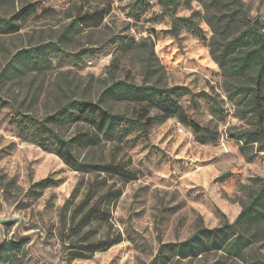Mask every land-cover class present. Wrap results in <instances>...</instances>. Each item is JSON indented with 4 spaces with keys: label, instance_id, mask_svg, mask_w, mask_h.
Segmentation results:
<instances>
[{
    "label": "rangeland",
    "instance_id": "374dc122",
    "mask_svg": "<svg viewBox=\"0 0 264 264\" xmlns=\"http://www.w3.org/2000/svg\"><path fill=\"white\" fill-rule=\"evenodd\" d=\"M241 1L249 18L257 19L264 30V0ZM133 2L0 0L3 19L29 3L35 7L27 20L13 21L19 26L17 33L0 34V69L18 49L58 42L66 26L78 22L79 16L92 15L93 21L86 20L81 30L61 41L64 52L52 56L51 68L37 77L36 83L44 82L34 105L40 116L55 105L56 83L66 87L69 80L73 84V93L60 92L62 100L82 91L95 99L112 80L126 78L137 84L185 88L177 94L178 102L196 122L217 131L218 139L200 144L176 118L154 124L147 133L123 121L119 128L128 129L120 139V149L107 143L103 149L82 155L129 162L139 178L123 185L110 180L109 184L115 182L113 190L121 186L122 195L109 206L108 221H97L66 236L69 216L85 193L84 185L72 197L73 190L89 176L71 170L52 148L38 146L20 134L11 109L0 108V233L2 245L14 246L9 250L10 260L0 264H151L161 243L180 245L178 253L165 250L167 264H253L258 259L264 263V221L248 230L253 242L241 256L231 257L217 249L235 234L232 224L241 202L247 201L251 188L258 187L257 178H264V152L247 162L229 138L234 129L248 125L237 117L223 89L221 70L209 54L212 31L204 21L201 4L182 0L175 9L165 11L153 0L135 9ZM180 18H191L205 39ZM174 19L179 24L175 35L167 32ZM92 22L98 25L91 26ZM126 41L148 42L153 52L151 65L147 67L144 46L121 49ZM98 47L94 55L74 56ZM114 62L116 68L111 69ZM32 79L23 77L11 87L18 103L29 101L26 90ZM111 107L123 112L131 105L121 102ZM72 131L65 127L63 134L67 137ZM48 175L57 184L33 196L32 183ZM67 200L64 227L60 213ZM107 237L121 241L89 258L71 259L72 252L89 254L87 244Z\"/></svg>",
    "mask_w": 264,
    "mask_h": 264
},
{
    "label": "trees",
    "instance_id": "16d2710c",
    "mask_svg": "<svg viewBox=\"0 0 264 264\" xmlns=\"http://www.w3.org/2000/svg\"><path fill=\"white\" fill-rule=\"evenodd\" d=\"M151 0H134L132 8L143 7ZM165 11L175 9L182 0H153ZM204 10V21L212 31L208 41L211 58L219 66L222 74V85L227 98L236 107L238 118L245 120L248 127L234 129L229 138L235 142L244 159L249 162L260 152H264V30L257 19H251L241 0H196ZM35 12L33 4L22 7L9 19L0 18V34L11 35L19 31V26L13 21L27 20ZM78 22H72L64 28L58 42H46L20 48L9 56L0 69V108L11 109V119L17 131L26 138L43 148H52L63 162L73 171L86 174L89 180L82 179L73 190V194L84 185L85 193L78 202L70 216L66 218L65 210L69 204L67 200L60 213V221L66 228V236L81 232L87 226L97 221H108L110 205H113L122 195L121 186L113 190L115 182L121 185L139 178L137 171L129 168V162L123 163L115 158L106 159L104 156L89 158L82 155L85 152L105 148L107 143L120 149V139L127 133L128 126H136L142 133L157 123L169 118H176L178 122L189 128L195 140L204 144L218 139V132L202 126L196 122L180 105L176 96L186 89L180 86H162L159 84L140 83L129 81L126 78L112 80L94 98L80 94H71L62 100L60 92L71 90L73 84L67 80L66 87L56 83L58 89L55 96V105L40 116L36 112L35 102L38 100L44 82L37 77L45 75L51 68V57L64 52L60 46L61 41L72 37L76 30H81L80 24L86 20L93 21L92 15L78 17ZM186 26L192 28L196 35L205 39L203 30L193 24L191 18H180ZM98 22L91 24L96 27ZM179 24L174 19L171 30L177 32ZM89 27V26H86ZM145 48L147 67L151 65L152 49L148 42L126 41L120 45L121 49ZM101 48H88L77 52L76 58L81 54L94 55ZM115 62L111 69H115ZM30 76L32 81L27 84L26 94L28 102L18 103L11 87L14 83L22 81L23 77ZM8 85V86H7ZM6 88V90H4ZM75 92V90H74ZM193 97V96H192ZM210 97V96H208ZM125 102L131 105L123 112L112 110L111 104ZM191 103L197 105L192 99ZM126 121L127 128H119V124ZM65 127L73 131L64 136ZM93 178V179H92ZM259 185L248 193L247 201L241 202V211L232 227L235 234L224 245L219 246L227 255L239 257L252 241V233L248 230L264 221V178H257ZM58 180L50 175L42 178L30 187V193L39 197L49 186L56 185ZM226 223L224 219L222 224ZM121 238L90 242L85 246L89 254L72 252L71 259L89 258L99 251H105L119 243ZM179 244L161 243L157 256L151 264H167L169 257L165 250L172 253L180 252ZM8 244L0 247V263L10 260ZM253 264H264L256 260Z\"/></svg>",
    "mask_w": 264,
    "mask_h": 264
},
{
    "label": "water",
    "instance_id": "95a60500",
    "mask_svg": "<svg viewBox=\"0 0 264 264\" xmlns=\"http://www.w3.org/2000/svg\"><path fill=\"white\" fill-rule=\"evenodd\" d=\"M2 246V236H1V233H0V247Z\"/></svg>",
    "mask_w": 264,
    "mask_h": 264
}]
</instances>
